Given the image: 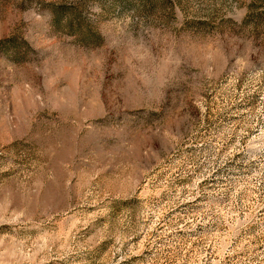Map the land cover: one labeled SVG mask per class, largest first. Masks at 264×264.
Segmentation results:
<instances>
[{"label": "rangeland", "instance_id": "obj_1", "mask_svg": "<svg viewBox=\"0 0 264 264\" xmlns=\"http://www.w3.org/2000/svg\"><path fill=\"white\" fill-rule=\"evenodd\" d=\"M0 264H264V0H0Z\"/></svg>", "mask_w": 264, "mask_h": 264}]
</instances>
